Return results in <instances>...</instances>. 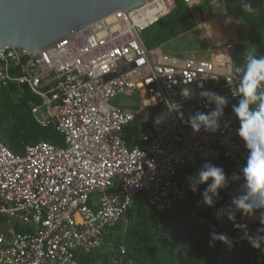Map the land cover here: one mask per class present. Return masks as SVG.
I'll return each mask as SVG.
<instances>
[{
  "label": "built area",
  "instance_id": "obj_1",
  "mask_svg": "<svg viewBox=\"0 0 264 264\" xmlns=\"http://www.w3.org/2000/svg\"><path fill=\"white\" fill-rule=\"evenodd\" d=\"M182 2L195 18L193 8L200 0ZM173 7L174 0L144 1L129 11L117 9L33 53L0 49V89L10 84L27 88L40 104L29 103L34 121L53 128L64 140L61 147L45 142L27 146L23 155L0 142V264H79L81 257L102 249L104 230L128 217L136 198L141 197L150 213L168 212L191 198L201 201L197 192L179 184L180 173L194 174L210 162L230 178L245 164L247 150L231 111L240 97L232 64L234 40L211 45L205 61L148 49L142 32ZM184 90L189 97L181 95ZM202 90L225 96L227 104L217 131L202 128L194 134L168 109V102L182 105L185 118L197 110L210 111L215 104L199 96ZM134 94L139 109L109 103L117 95ZM160 106L164 108L152 117L143 114ZM40 107L46 115L41 119ZM136 120L140 145L129 149L124 132ZM241 183L230 182L219 190L212 207L199 203L209 214L203 225L226 233L232 240L226 245L230 252L234 245L249 248L253 263L264 264V244L253 249L232 222L216 219V210L230 203ZM235 220L247 224L249 233L260 227L258 219L253 222L239 212ZM119 251L124 254V247Z\"/></svg>",
  "mask_w": 264,
  "mask_h": 264
},
{
  "label": "trees",
  "instance_id": "obj_2",
  "mask_svg": "<svg viewBox=\"0 0 264 264\" xmlns=\"http://www.w3.org/2000/svg\"><path fill=\"white\" fill-rule=\"evenodd\" d=\"M243 2L251 3L257 12H244L241 8ZM225 10L231 22L242 23L250 29L264 24V0H225ZM196 26L195 19L182 0H174L173 9L142 33L147 37L144 42L148 48L154 43L160 45L194 30ZM19 90L15 84L0 89V142L15 155H23L27 146L40 142L63 146L62 136L53 128H42L34 121L29 103L38 104L39 100L27 88L16 100ZM140 134L138 120L125 129L124 138L129 149L140 145ZM189 175L190 170L180 173L178 181L192 192L186 179ZM203 190L204 187L199 186L196 192L201 196ZM208 215V211L202 210L196 199L191 198L168 212L150 213L145 202L138 197L129 212L124 232L110 245L113 250L110 256L119 264H218L216 255L221 242H210L211 231L200 224ZM192 223L197 227L195 230ZM162 227L169 231H162ZM216 232L222 233L219 230ZM121 246L124 247V254L119 251ZM101 250L81 257L79 264H95L99 259L104 264H111L110 256ZM223 264L254 263L249 248H237L235 252L228 253Z\"/></svg>",
  "mask_w": 264,
  "mask_h": 264
},
{
  "label": "clouds",
  "instance_id": "obj_3",
  "mask_svg": "<svg viewBox=\"0 0 264 264\" xmlns=\"http://www.w3.org/2000/svg\"><path fill=\"white\" fill-rule=\"evenodd\" d=\"M241 8L244 12L255 14L257 9L251 3L243 2ZM239 84L240 97L231 105V111L239 123L236 134L247 150L246 162L239 172L232 173L229 178L223 168L210 162L202 166L187 179L188 187L195 193L200 185L207 183V187L201 192V201L205 206L212 207L219 198V190L225 189L230 182H239L234 194H231L230 203L216 210V219L226 218L233 223L234 228L243 232L242 239L247 240L253 249H260L264 244V55L249 49L245 53V64ZM203 89V85L200 86ZM200 97L207 98L215 107L210 111L191 112L185 118L181 111L182 105L168 102V109L176 111L181 121L188 125L194 134L203 128L206 132H215L220 127V120L224 116V107L227 104L225 96L210 90H202ZM183 97H189L188 90L182 91ZM169 113H165V117ZM159 119V118H158ZM210 181V183H208ZM242 217L258 219L260 227L255 233H249L247 224L236 223V214ZM258 213V215H255ZM219 241L231 246L232 240L226 233H210V242Z\"/></svg>",
  "mask_w": 264,
  "mask_h": 264
},
{
  "label": "water",
  "instance_id": "obj_4",
  "mask_svg": "<svg viewBox=\"0 0 264 264\" xmlns=\"http://www.w3.org/2000/svg\"><path fill=\"white\" fill-rule=\"evenodd\" d=\"M144 1L149 0H0V49L33 53L117 9L129 11ZM222 5L227 17L225 0Z\"/></svg>",
  "mask_w": 264,
  "mask_h": 264
},
{
  "label": "rangeland",
  "instance_id": "obj_5",
  "mask_svg": "<svg viewBox=\"0 0 264 264\" xmlns=\"http://www.w3.org/2000/svg\"><path fill=\"white\" fill-rule=\"evenodd\" d=\"M193 11L199 15V19L201 21H204L207 18L218 16L226 17L224 14L222 0H200L198 7L193 8ZM190 13L192 14L191 11ZM233 25H235L237 29L236 39L232 42V64L240 83L242 71L238 72L236 71V69L243 68L245 64V53L249 49H251L255 51L257 55H264V24L256 26L252 29L242 23H234ZM141 37L144 41L147 40L145 33H142ZM152 48H158L163 56L168 57L182 58L187 60L208 59L204 42L200 40V32L199 30L195 29L181 34L176 38L166 41L160 45L154 43L151 47H148V49ZM21 94L22 90H19L17 92L16 100H19ZM109 103L113 106H128L134 109L140 108V100L138 98V94H134L133 96L117 95L112 98ZM37 105L40 104L38 103ZM163 108V106H160L152 110L145 109L143 110V114L152 117L153 113ZM37 115L40 119L42 118V116H46L44 107L39 108V112ZM192 174L193 173H191V175ZM99 196V193L93 195L96 201L99 199ZM126 222L127 217H122L116 227L104 230L105 242L101 252H103L107 256H110V252L113 251L110 245H113L115 243V240L124 232ZM200 224H203V221ZM191 225L194 230L197 228L193 223ZM161 230L165 232L169 231L168 229H166V227H162ZM234 246L235 248L234 250H232L233 252H235L238 248L236 245ZM229 252L230 250L226 249V245L220 244V247H218L217 249L216 255L217 263L223 264ZM109 260L111 264H119V262H117V260L112 256L109 257ZM95 264H104V262L102 261V259H99Z\"/></svg>",
  "mask_w": 264,
  "mask_h": 264
},
{
  "label": "bare ground",
  "instance_id": "obj_6",
  "mask_svg": "<svg viewBox=\"0 0 264 264\" xmlns=\"http://www.w3.org/2000/svg\"><path fill=\"white\" fill-rule=\"evenodd\" d=\"M229 20L223 16L210 18L206 22L200 24L201 33L208 38L212 45L221 43L234 29V25L228 24ZM224 21V22H223ZM234 35V34H233Z\"/></svg>",
  "mask_w": 264,
  "mask_h": 264
},
{
  "label": "crops",
  "instance_id": "obj_7",
  "mask_svg": "<svg viewBox=\"0 0 264 264\" xmlns=\"http://www.w3.org/2000/svg\"><path fill=\"white\" fill-rule=\"evenodd\" d=\"M218 17H222L223 18V16H218ZM212 18H216V17H212ZM227 18V17H226ZM208 19H210V18H207V19H205L204 21H201L200 19H199V15L197 14L196 15V17H195V22H196V28H195V30H199V32H200V40L201 41H203L204 42V45H205V49H206V52H207V57L209 56V54H208V49H209V47L212 45L211 44V42L208 40V38L207 37H205L202 33H201V31H200V24L201 23H203V22H206ZM228 19V18H227ZM199 20H200V22H199ZM227 21V20H226ZM224 22V21H223ZM228 22V21H227ZM232 25L234 24V22H231V21H229ZM228 22V24H230ZM236 29H237V27H235V25H234V29H233V31H232V33H230L226 38H223L222 39V41H221V43H224V42H231V41H233V40H235L236 39ZM234 34V35H233ZM200 61H205V60H200Z\"/></svg>",
  "mask_w": 264,
  "mask_h": 264
}]
</instances>
